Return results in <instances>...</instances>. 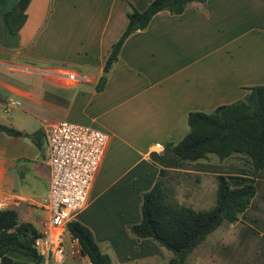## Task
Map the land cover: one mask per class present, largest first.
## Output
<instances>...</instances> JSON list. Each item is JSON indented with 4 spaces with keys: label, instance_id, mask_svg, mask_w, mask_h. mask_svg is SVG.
<instances>
[{
    "label": "crops",
    "instance_id": "1",
    "mask_svg": "<svg viewBox=\"0 0 264 264\" xmlns=\"http://www.w3.org/2000/svg\"><path fill=\"white\" fill-rule=\"evenodd\" d=\"M151 1L31 0L27 20L14 34L6 12L20 0H0V122L40 134L35 141L4 132L0 208L16 209L42 232L50 226L43 121L45 112L55 111L60 120L112 132L87 204L75 219L93 231L116 264H170L171 250L130 232L141 222L143 194L162 168L205 175L199 184L182 186L180 201L193 208L205 201L203 182H213L214 175L254 179L257 193L241 219L211 233L188 264H264V169L244 170L217 157L187 164L168 145L188 133L189 112L213 111L245 97L248 87L264 85V0H206L181 14L157 13L147 28L126 39L105 87L97 90L132 6L144 10ZM58 72L85 75L87 81ZM63 89L71 99L66 113ZM8 98L21 106L5 112ZM21 114L36 125L28 127ZM232 183L242 185L236 178ZM69 262L82 264L67 250L63 264Z\"/></svg>",
    "mask_w": 264,
    "mask_h": 264
},
{
    "label": "trees",
    "instance_id": "2",
    "mask_svg": "<svg viewBox=\"0 0 264 264\" xmlns=\"http://www.w3.org/2000/svg\"><path fill=\"white\" fill-rule=\"evenodd\" d=\"M206 0H152L144 10L132 6L128 23L120 38L113 44L106 60L103 74L97 84L102 90L109 73L119 60L126 39L138 30L147 28L152 18L161 11L181 14L190 5L203 7ZM27 7L18 2L6 12V20L12 33H19L27 20ZM63 95L64 113L71 99L68 89ZM73 93L74 91L71 90ZM61 113L45 112L49 120L63 119ZM63 114V113H62ZM188 133L178 142H169L178 160L188 164L211 161L231 163L244 170L264 169V85L248 87L245 97L232 103L222 104L213 111H192L187 117ZM0 131L12 136L36 137L30 133L0 122ZM41 145L40 142H37ZM202 173L162 168L154 187L143 194L142 220L130 226L133 236L153 238L174 254L170 264H188L193 250L223 225L236 223L251 206L257 193L254 179L214 175L217 182L216 202L208 210H197L179 201L177 187L184 181L202 182ZM242 181L234 186L232 180ZM68 233L77 238L81 252L94 264H116L109 252L102 249L93 231L76 219L68 223ZM43 235L38 227L23 220L14 208H0V264H44L36 241Z\"/></svg>",
    "mask_w": 264,
    "mask_h": 264
},
{
    "label": "built area",
    "instance_id": "3",
    "mask_svg": "<svg viewBox=\"0 0 264 264\" xmlns=\"http://www.w3.org/2000/svg\"><path fill=\"white\" fill-rule=\"evenodd\" d=\"M58 73L75 81H87L85 75ZM21 104L20 100L8 98L3 102V110L10 112ZM43 128L51 176L46 203L51 224L37 239L36 245L45 257L44 264H63L67 250L82 264H94L88 256L82 254L79 240L68 233L67 227L87 204L110 135L104 130L69 120L45 119ZM66 236L69 238V248Z\"/></svg>",
    "mask_w": 264,
    "mask_h": 264
},
{
    "label": "rangeland",
    "instance_id": "4",
    "mask_svg": "<svg viewBox=\"0 0 264 264\" xmlns=\"http://www.w3.org/2000/svg\"><path fill=\"white\" fill-rule=\"evenodd\" d=\"M18 66H23V65H18ZM21 68L24 69V67H21ZM12 113H5L4 115L6 116V115H9V114H12ZM17 114H19V113H15V116H17ZM21 115L25 118L26 125L28 127H33V126L36 125V122H35V119L34 118H32L31 116L23 115V114H21ZM84 123H89V122H84ZM108 131L110 132V135L112 136L111 130L108 129ZM6 137L7 136H6V134L4 132H0V152L3 149V142H2V140L5 139ZM199 162L205 163L206 161H199ZM195 163H198V162H195ZM225 166H227V165H225ZM203 184L204 185H203L202 189H203L205 201H202V203H200V205H195L194 207L196 209H200V210H208L212 206H214V204L216 202L217 182L214 179L213 182L212 181H205V182H203ZM184 185H189V186L192 187L193 185H196V184L193 183L192 181H188V182L187 181H184L181 185H179V187H177V196H178L179 201L180 200L181 201H185L184 191H186V190H185V188H182V186H184ZM69 264H71V262H69Z\"/></svg>",
    "mask_w": 264,
    "mask_h": 264
},
{
    "label": "water",
    "instance_id": "5",
    "mask_svg": "<svg viewBox=\"0 0 264 264\" xmlns=\"http://www.w3.org/2000/svg\"><path fill=\"white\" fill-rule=\"evenodd\" d=\"M31 0H20V6L26 7ZM178 264V263H177Z\"/></svg>",
    "mask_w": 264,
    "mask_h": 264
}]
</instances>
